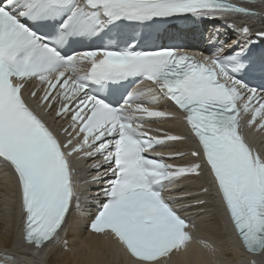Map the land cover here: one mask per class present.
<instances>
[{"label": "snow or ice", "instance_id": "1", "mask_svg": "<svg viewBox=\"0 0 264 264\" xmlns=\"http://www.w3.org/2000/svg\"><path fill=\"white\" fill-rule=\"evenodd\" d=\"M189 16L260 19L264 0H0V165L15 180L24 245L55 243L80 210L83 159L94 161L89 183L103 185L87 229L131 264H170L186 250L196 225L182 212L193 208L225 216L244 252L264 258V155L241 124L248 116L246 127L264 132V85L250 82L264 78V53L254 52L264 30L244 26L243 42L212 55L138 50L127 31ZM128 81L149 86L121 92ZM53 113L67 126L53 130ZM177 114L196 143L187 163L157 151L186 137L144 131ZM205 175L198 191L184 187ZM0 261L18 264L7 249Z\"/></svg>", "mask_w": 264, "mask_h": 264}, {"label": "bare ground", "instance_id": "2", "mask_svg": "<svg viewBox=\"0 0 264 264\" xmlns=\"http://www.w3.org/2000/svg\"><path fill=\"white\" fill-rule=\"evenodd\" d=\"M229 18L233 19L234 21L232 23L240 27V29H242L243 26L260 27L258 26L260 25V22L255 21V19ZM162 122L173 127L182 126V121L179 118L164 119ZM248 134H250V132H248ZM257 136L263 137L264 132H258L255 137ZM249 139L253 143V139ZM187 144L189 145V149L193 147V143L189 139H187ZM262 155H264V152ZM206 179L207 178L205 175V179L199 180V182L205 183ZM9 181L11 180L7 170L0 165V187L4 186L5 182L7 183ZM102 186L103 185L101 184L100 187ZM13 210L14 205L8 204L4 197L1 196L0 218L5 216L6 211ZM195 211L197 212L198 210ZM80 213L83 215L85 214L84 217L79 223L76 224L75 227L68 229L67 236L63 239L61 246L58 247L56 243L49 244L41 249L43 252H39L30 246L22 244L19 239H16L13 242L14 253L25 258L29 263L32 264H131L129 258L119 249V247L114 241L111 240V238L106 239L100 235H95L89 240L88 236L83 238L84 234L86 233V225L88 222L89 213H87V210H83ZM207 216H210V214L203 213L200 217V222H203L206 227L212 228L221 239L219 242L220 251L217 250V247L215 246V255L212 260H209L207 256H201L202 252L198 241L191 240L188 243L187 249L183 251L181 260H176V256L178 255L174 254L175 256L173 255L170 264H223L221 263V253L228 257L227 260L231 259V261L226 262V264H248V259L250 256L240 247V244L232 233L226 218H223L222 214L220 213H216L214 219H212L211 216L207 218ZM76 220H78L76 211H73L67 221L74 222ZM11 225L12 218H10L8 225L4 224L3 221L0 220V240H2V243L0 244L1 246L9 243L12 238L15 239V231L14 228H11ZM66 228L67 226L65 229ZM6 230L7 232L5 234ZM2 233L5 235H2ZM65 241H67V245H65ZM190 250L193 251L195 256L193 260L189 259ZM16 251H19L21 254ZM42 253H45V255ZM117 258L123 259L119 263L117 262ZM258 264H264V258L259 257Z\"/></svg>", "mask_w": 264, "mask_h": 264}, {"label": "rangeland", "instance_id": "3", "mask_svg": "<svg viewBox=\"0 0 264 264\" xmlns=\"http://www.w3.org/2000/svg\"><path fill=\"white\" fill-rule=\"evenodd\" d=\"M57 246H58V245H57ZM58 247H59V246H58ZM46 256H47V255H46ZM227 258H228V257H227L226 255H223V254L221 253V259H222V260H221V263L226 264V262H228V261L230 262V261H231V259H228V260H227Z\"/></svg>", "mask_w": 264, "mask_h": 264}, {"label": "water", "instance_id": "4", "mask_svg": "<svg viewBox=\"0 0 264 264\" xmlns=\"http://www.w3.org/2000/svg\"><path fill=\"white\" fill-rule=\"evenodd\" d=\"M16 249V248H15Z\"/></svg>", "mask_w": 264, "mask_h": 264}]
</instances>
